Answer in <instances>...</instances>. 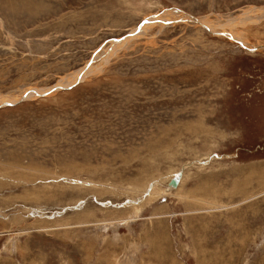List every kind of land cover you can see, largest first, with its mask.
<instances>
[{
    "label": "rangeland",
    "instance_id": "1",
    "mask_svg": "<svg viewBox=\"0 0 264 264\" xmlns=\"http://www.w3.org/2000/svg\"><path fill=\"white\" fill-rule=\"evenodd\" d=\"M89 63L0 105V264H264V0H0V96Z\"/></svg>",
    "mask_w": 264,
    "mask_h": 264
},
{
    "label": "bare ground",
    "instance_id": "2",
    "mask_svg": "<svg viewBox=\"0 0 264 264\" xmlns=\"http://www.w3.org/2000/svg\"><path fill=\"white\" fill-rule=\"evenodd\" d=\"M184 18H191L189 17V15H183L182 13H179L178 11H167L165 12L163 15H154L151 18L147 19L145 21V23H143L145 26H139L136 29H133L128 35H126L125 37H123L122 39H118L113 41L112 47L110 48V51H113V49H115V47L119 46L120 44L127 41L129 39V37L140 33L141 31H143L144 27L148 26L149 24H152V22H161V23H166L168 21H174V20H180V19H184ZM246 18V16H245ZM195 21H197V23L199 22L203 27L209 29L211 32H215V33H223L226 34L227 36L234 38L238 41H240L241 44H243L245 46V44L239 40V37L237 35H235L233 32H227V31H217V29H215L210 23L209 21H206L205 18H195ZM111 53V52H110ZM110 54H106L103 55L101 58L102 61H106L108 56ZM103 62V63H104ZM100 64L98 65H93L92 63L87 64L86 66H84L83 68L75 71L74 73L69 74V76L62 78L58 81L57 84H55L53 87H46L44 89H29L27 90V92L21 94L19 93L16 96H11V95H4V96H0V105L3 106L5 104H11L14 101H17V99H23V98H29V97H35V96H39L41 94L46 93L49 90H53L56 88H62L65 85H69L72 84L74 82H76L77 80L82 79L83 77H85L88 73L93 72L95 69H97L99 67Z\"/></svg>",
    "mask_w": 264,
    "mask_h": 264
}]
</instances>
